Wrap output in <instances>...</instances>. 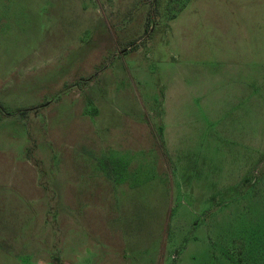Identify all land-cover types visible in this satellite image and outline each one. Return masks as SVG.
Segmentation results:
<instances>
[{
    "label": "rangeland",
    "instance_id": "obj_1",
    "mask_svg": "<svg viewBox=\"0 0 264 264\" xmlns=\"http://www.w3.org/2000/svg\"><path fill=\"white\" fill-rule=\"evenodd\" d=\"M251 1L0 0V264H264Z\"/></svg>",
    "mask_w": 264,
    "mask_h": 264
},
{
    "label": "crops",
    "instance_id": "obj_2",
    "mask_svg": "<svg viewBox=\"0 0 264 264\" xmlns=\"http://www.w3.org/2000/svg\"><path fill=\"white\" fill-rule=\"evenodd\" d=\"M240 21H242V23L247 22V36L244 35L243 29L236 30L235 35L236 37L238 36V44L240 47L242 46L243 39H247L248 41L250 47L248 52L249 58L243 61L242 68H249L250 73L247 78L241 76V74L235 78L240 87H254V94L256 95L255 87L258 85V80L261 81V83L264 81V13H262L260 9V2L258 4V0L251 1L248 17L242 18ZM242 54H244L243 49Z\"/></svg>",
    "mask_w": 264,
    "mask_h": 264
}]
</instances>
